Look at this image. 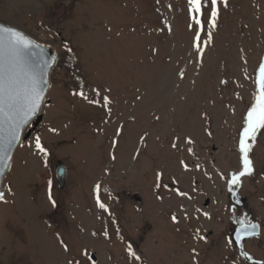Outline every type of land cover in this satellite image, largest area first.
Here are the masks:
<instances>
[{
    "label": "rangeland",
    "instance_id": "obj_1",
    "mask_svg": "<svg viewBox=\"0 0 264 264\" xmlns=\"http://www.w3.org/2000/svg\"><path fill=\"white\" fill-rule=\"evenodd\" d=\"M0 20L59 53L43 120L17 147L3 180L0 264H88L84 247L96 264H249L241 248L264 259V129L251 153L255 171L237 187L241 208L226 179L240 169L239 131L264 61V0L221 6L202 64L191 46L187 0H0ZM81 86L90 98L93 89L106 95L110 88L111 115L71 94ZM37 135L47 157L35 148ZM187 137L195 143L186 144ZM59 161L67 166L64 189L56 177ZM157 171L167 187L155 188ZM97 184L107 211L97 204ZM177 188L193 198L177 196ZM245 219L258 222L261 232L239 248L233 234ZM129 245L141 261L128 256Z\"/></svg>",
    "mask_w": 264,
    "mask_h": 264
},
{
    "label": "snow or ice",
    "instance_id": "obj_2",
    "mask_svg": "<svg viewBox=\"0 0 264 264\" xmlns=\"http://www.w3.org/2000/svg\"><path fill=\"white\" fill-rule=\"evenodd\" d=\"M159 2V0H157ZM229 0H187V12L191 23L188 24V28L193 30L194 36L192 39V48L195 50L197 62L202 64L206 47L213 40V31L218 28V20L220 17L221 6L227 8ZM169 8L172 5H168ZM161 30H164L163 28ZM168 32L172 31L171 25L166 26ZM202 36H206L207 39H203ZM68 47V45H66ZM39 49V52L36 51ZM71 51V48L68 47ZM155 52L156 49H153ZM56 63V57H48L45 46L38 44L36 41L27 36L23 31L18 30L15 27H7L0 24V172L4 168L11 166L12 149L16 145L23 146L21 142V135L25 130V126L28 125L32 119L40 113L42 105L45 103V94L50 87L48 75L49 69ZM181 79L184 78V71L179 72ZM221 83H227V81H221ZM256 92L254 93V100L251 106L247 109L243 118V123L239 131L238 136V152L240 159V169L228 174L227 178L224 173H220L221 179H227L229 192H234L235 189L242 185V180L246 176H252L255 171L254 161L251 158L254 144L257 140L258 133L264 129V61H262L257 69V76L255 78ZM93 98L83 90L81 86L80 90L73 91L71 94L77 96L86 101L90 105L102 104L107 109L108 114L111 115L112 99L110 97L111 89L107 88L105 91L109 94L101 95L100 90L93 89ZM95 97H100L96 99ZM64 127H67L65 125ZM48 131L53 134H59V130L55 127H49ZM122 134V126L116 130V135ZM209 136L212 133H207ZM144 137H141V141ZM179 140V138H177ZM35 148L39 152L43 153L45 157L48 155V150L42 143L41 137L37 135L34 137ZM115 147L118 144L117 140L112 141ZM186 144H194V140L191 137L185 139ZM178 147V143H173L172 148ZM189 153L195 154L193 148L187 149ZM115 159V155L112 156ZM180 164L185 170H188L189 165L181 160ZM199 168V165L196 166ZM164 173L161 171L156 172L155 188L160 189L167 187L162 183V177ZM205 175H208L205 172ZM51 181L49 185L51 186ZM101 185L97 184L94 191L97 193L96 201L99 208L107 211V205L100 201L99 190ZM11 189L9 188V191ZM195 191V189H193ZM176 195L182 198L191 200L193 197L188 193L176 189ZM50 204L55 207L56 200L54 199L51 190L47 195ZM163 199V197H157ZM0 201H5V193L0 191ZM6 202V201H5ZM184 218L187 219L188 212L183 209ZM199 213L201 210L196 209ZM202 215L208 219H211L209 212H203ZM171 220L173 223H179V217L176 214H172ZM244 225L241 229H238L235 234V243L241 244L245 237H256L260 235V225L257 223H246L245 220L238 221ZM83 231V229H81ZM197 235L201 240H206V236L200 235V230H196ZM59 238V244L65 252H69V245L64 241L59 233L56 234ZM93 236L97 233L93 232ZM105 238H109L107 230L103 232ZM123 239V237H121ZM234 243L233 239L227 240L228 245ZM193 258L196 256V249H192ZM127 254L135 261H141V256L138 255L132 247L129 245L127 248ZM85 258L88 264H96L92 254L89 253L87 247H84L80 253ZM241 255L247 260H251L252 264H264V259L254 260L253 257L241 248ZM67 264H82L80 259H72ZM198 264V262H197Z\"/></svg>",
    "mask_w": 264,
    "mask_h": 264
},
{
    "label": "water",
    "instance_id": "obj_3",
    "mask_svg": "<svg viewBox=\"0 0 264 264\" xmlns=\"http://www.w3.org/2000/svg\"><path fill=\"white\" fill-rule=\"evenodd\" d=\"M0 24H3L4 26H7V27H14V26H11V25H9V24H6V23L2 22L1 20H0ZM15 28H16V27H15ZM17 29H18V28H17ZM18 30H20V29H18ZM21 31H22V30H21ZM23 32H24V31H23ZM24 33H25V32H24ZM25 34H26V33H25ZM26 35L29 36L28 34H26ZM29 37H30L31 39H33L34 41H36V40H35L34 38H32L31 36H29ZM36 42H37L38 44H40V45L45 46V51H46L48 57L55 56V57H56V63H57V61L59 60V53H58L54 48H52L51 46H48V45L42 44V43H40V42H38V41H36ZM36 51L39 52V49H36ZM56 63L53 65V67H52L51 69H49L48 79H49V83H50V85H51L50 75H51V72H52L54 66L56 65ZM49 88H50V87H49ZM49 88H48L47 91H46L45 98H46V96H47V93H48V91H49ZM42 106H43V105H42ZM41 110H42V108H41ZM42 120H43V115L41 114V111H40V113H38L37 116H35V117L32 119V121H31L28 125L25 126V130H24V132H25L26 130H27V131H26V134H25V135H24V132H23L22 135H21V142H22V143H24V142H25V141H26V140L32 135V133H33L34 131L37 130V128H38L39 125L41 124ZM18 146H19V145H16V146H14L13 149H12V159H13L14 153H15V151H16V149H17ZM11 163H12V160H11ZM10 167H11V166H10ZM10 167H8V168H4V170H3L2 172H0V191H3L4 193H5V191H4V189L2 188V184H3V180H4L5 176L7 175V173H8V171H9ZM56 177H57L58 185H59L60 189H64V188H65V185H66L67 166H66V164H65L64 162H62V161H59V162L57 163V166H56ZM237 195H238V188H236L234 192H231V200L235 203V205H236L238 208H241V207L243 206V201L237 199V198H236ZM137 200L140 201V198H137ZM231 210H234V208H232ZM250 223H257V224H259L258 222H250ZM259 225H260V224H259ZM243 226H244V225H242V224L239 225L238 228H237V230H238V229H241ZM237 230H236V231H237ZM236 231H235V233H234V235H233L234 240H235V234H236ZM259 231L261 232V226H260ZM246 238H253V237H245L244 239H246ZM242 242H243V241H242ZM242 242H241V244H237V243H236L237 246H238L239 248H241V246H242ZM247 262L250 263V264H252V261H251V260H247Z\"/></svg>",
    "mask_w": 264,
    "mask_h": 264
}]
</instances>
